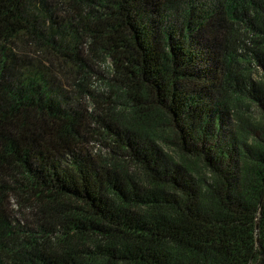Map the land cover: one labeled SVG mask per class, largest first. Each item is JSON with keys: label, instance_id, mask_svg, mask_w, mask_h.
Returning <instances> with one entry per match:
<instances>
[{"label": "trees", "instance_id": "obj_1", "mask_svg": "<svg viewBox=\"0 0 264 264\" xmlns=\"http://www.w3.org/2000/svg\"><path fill=\"white\" fill-rule=\"evenodd\" d=\"M250 60L264 0H0V264H264Z\"/></svg>", "mask_w": 264, "mask_h": 264}, {"label": "rangeland", "instance_id": "obj_2", "mask_svg": "<svg viewBox=\"0 0 264 264\" xmlns=\"http://www.w3.org/2000/svg\"><path fill=\"white\" fill-rule=\"evenodd\" d=\"M237 38V40H235L234 44L238 47H240V44L241 45H244L245 44V48L247 49H255V43H253L250 39V37L246 34H244V32L242 31V29H238L237 30V34L235 36ZM249 51V50H248ZM246 51V52H248ZM247 67L250 68L251 70V77L252 79H256V80H264V77L262 74V69H261V66L255 62L254 60H250V64L247 65ZM98 68L100 69V71H102L104 74L107 75V72H108V68H107V65H101V66H98ZM66 73H61V79L59 80L60 83H61V86L65 89H69V85L67 84L68 81L66 80L65 78V75ZM89 84H90V87L92 90L95 91V95L96 97L98 96H112L113 94V90L111 89H108L107 88V85L105 82H101L100 80H98L97 76L94 75L92 76V78L89 80ZM73 96H75V93H70L69 95H67V100H72L73 99ZM82 104L84 105H89L91 104L90 101L88 100H85V99H82ZM91 106V105H90ZM259 109L252 105V106H249L248 110L245 111L247 117H249L250 119L256 121L257 119L259 120L260 119V115H259ZM232 121L235 122V118H234V111L232 110ZM93 149L99 151V147H101V143H93ZM173 148V147H172ZM10 203L14 204L13 203V200H10ZM12 209H15V205L12 206Z\"/></svg>", "mask_w": 264, "mask_h": 264}]
</instances>
